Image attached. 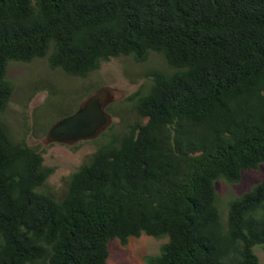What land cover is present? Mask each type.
I'll return each instance as SVG.
<instances>
[{"label": "trees", "instance_id": "trees-1", "mask_svg": "<svg viewBox=\"0 0 264 264\" xmlns=\"http://www.w3.org/2000/svg\"><path fill=\"white\" fill-rule=\"evenodd\" d=\"M162 54L128 109L56 197L43 152L2 120L10 62L86 78ZM73 110L68 115L74 113ZM264 163V0H0V264H107L109 243L167 237L144 264H261L264 180L230 200L216 181Z\"/></svg>", "mask_w": 264, "mask_h": 264}, {"label": "rangeland", "instance_id": "rangeland-1", "mask_svg": "<svg viewBox=\"0 0 264 264\" xmlns=\"http://www.w3.org/2000/svg\"><path fill=\"white\" fill-rule=\"evenodd\" d=\"M156 69L171 71L165 57L155 52L144 62H136L123 55L112 58L86 78L67 75L62 69L52 70L45 58L31 62H10L7 77L14 83L15 91L2 114V120L14 140L25 139L28 144L36 146L43 152L44 165L54 168V173L44 185L47 191L56 197L62 196L67 189L69 176L90 158L102 141L98 139L99 135L71 144L49 143L47 133L52 125L73 110L76 111L89 95L101 88L111 90L112 101L108 106L114 104L127 110L131 106L127 98L139 88H149L151 80L148 73ZM108 113L112 123L119 120ZM262 180L264 163L258 169L244 171L237 183L225 179L216 181L218 205L224 223L230 200ZM167 240V237L156 238L147 234L131 237L127 245L113 240L109 243L107 264H144L145 257L160 253ZM253 250L260 263L264 264L263 245L257 244Z\"/></svg>", "mask_w": 264, "mask_h": 264}, {"label": "water", "instance_id": "water-1", "mask_svg": "<svg viewBox=\"0 0 264 264\" xmlns=\"http://www.w3.org/2000/svg\"><path fill=\"white\" fill-rule=\"evenodd\" d=\"M111 101L109 88H101L89 95L74 113L52 125L47 142L71 144L98 137L112 123V117L106 111Z\"/></svg>", "mask_w": 264, "mask_h": 264}]
</instances>
